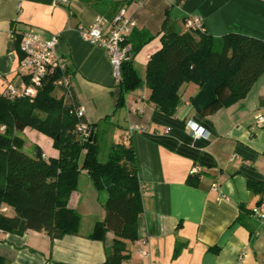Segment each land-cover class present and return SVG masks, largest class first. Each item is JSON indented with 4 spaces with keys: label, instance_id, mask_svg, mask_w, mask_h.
<instances>
[{
    "label": "crops",
    "instance_id": "crops-1",
    "mask_svg": "<svg viewBox=\"0 0 264 264\" xmlns=\"http://www.w3.org/2000/svg\"><path fill=\"white\" fill-rule=\"evenodd\" d=\"M121 8L136 21L126 38L138 41L140 33L153 37L133 63H147L161 47L163 34L188 32L184 19L189 16H198L201 32L214 38L239 33L264 40V0H71L66 6L54 0H0V96L5 82H21L10 32L31 31L43 41L57 37L72 91L64 103L84 108V122L96 124L97 140L98 123L118 111L123 131L115 143L129 123L146 127L129 136L142 212L137 239L126 242L128 258L122 264H264V222L251 213L264 211V128L254 126L255 115H264V75L244 98L203 113L190 102L198 91L194 83L180 86V104L171 116L148 101L145 85L127 93L122 109L116 108L118 82L109 58L81 37L78 26L87 27L99 16L109 19ZM193 127L203 131L201 137L194 136ZM41 154L47 159L58 152L51 148ZM195 167L199 171L191 175ZM78 174L67 201L80 217L78 233L52 240L42 231L21 236L2 232L5 264H103L113 236L89 235L103 220L106 193L95 191L86 171ZM189 177L195 178V187L187 183ZM248 182L261 183V193L249 191Z\"/></svg>",
    "mask_w": 264,
    "mask_h": 264
},
{
    "label": "trees",
    "instance_id": "trees-1",
    "mask_svg": "<svg viewBox=\"0 0 264 264\" xmlns=\"http://www.w3.org/2000/svg\"><path fill=\"white\" fill-rule=\"evenodd\" d=\"M152 38L143 33L137 35L138 41L126 38L130 59L119 68L116 108L123 105L128 92L145 85L150 89L148 101L160 113L171 116L180 104V86L194 83L198 91L190 102L197 113H203L244 98L264 75V40L239 33L214 38L209 33L188 31L163 34L161 47L149 57L141 77L134 69L133 57ZM18 41L16 36L10 50L20 61ZM58 76V72L50 75L32 101L0 96V124L5 126L0 134V231L18 236L42 231L52 240L77 234L80 217L67 201L76 190L78 173L86 171L95 191L106 193L103 220L95 224L89 237L111 233L103 264H122L128 258L126 242L137 239V219L142 212L133 146L126 136L123 142L111 145L106 161L100 162L96 124H86L84 114L75 116L70 113L71 106L55 97L54 92L60 90L54 84ZM36 110L47 117L36 115ZM80 124L92 131L90 142L82 141L77 133ZM19 127L49 135L57 157L45 159L37 147L31 155L26 154L24 139L14 132ZM187 183L196 186L194 177ZM247 188L259 194L262 184L248 182ZM3 207L12 214L2 212ZM241 218L240 213L237 221ZM0 264H5L1 258Z\"/></svg>",
    "mask_w": 264,
    "mask_h": 264
},
{
    "label": "built area",
    "instance_id": "built-area-1",
    "mask_svg": "<svg viewBox=\"0 0 264 264\" xmlns=\"http://www.w3.org/2000/svg\"><path fill=\"white\" fill-rule=\"evenodd\" d=\"M59 6H66L71 0H54ZM185 28L188 31H202V25L198 16H189L184 19ZM136 27V21L126 14V10L121 8L111 19L103 16L96 17L95 20L87 27L78 26V31L81 37L94 46H98L104 50L109 58L112 66V75L119 82V68L122 62L130 59V46L125 44L128 34ZM18 37L19 51L22 58L19 61L18 69L21 75V82L14 84L5 82L2 95L10 101L26 98L32 101L36 97V93L43 86V83L50 75L59 73L54 84L60 89L61 98L64 101L71 97L70 91V76L68 73L66 62L58 54L57 37H52L48 41H43L41 38L31 32L25 31L20 34L10 32L9 40L12 41ZM71 106L70 113L77 117L84 114L82 106ZM190 125V124H189ZM254 126L264 128V115L256 114L254 117ZM196 138L202 136L203 131L199 128H191ZM126 134L120 142L125 140L134 133H143L146 127L143 125L129 123L126 127ZM82 141L89 139L91 131L80 124L76 128ZM5 132V126L0 124V134ZM199 168H192L191 175L198 173ZM213 188H216L214 183ZM2 212H6L7 208L3 207ZM252 214L256 221L260 224L264 222V211L252 210ZM0 233H2L0 231ZM144 243V242H142Z\"/></svg>",
    "mask_w": 264,
    "mask_h": 264
},
{
    "label": "rangeland",
    "instance_id": "rangeland-1",
    "mask_svg": "<svg viewBox=\"0 0 264 264\" xmlns=\"http://www.w3.org/2000/svg\"><path fill=\"white\" fill-rule=\"evenodd\" d=\"M141 50V49H140ZM139 50V51H140ZM139 51L136 53L138 54ZM133 63V62H132ZM145 65L146 63L144 62L143 64L135 62L133 63L134 69L136 70V72L142 76L144 69H145ZM140 89V88H138ZM137 89L131 91V92H136ZM131 92H128L131 93ZM54 95L56 98H61V93L60 90H56L54 92ZM120 109H122L121 107H119ZM119 109V110H120ZM36 115L40 116V117H47V115H45L44 113L36 110L35 111ZM120 112L118 111L117 114L115 116H111L109 114V116L106 118V120H102L98 123V129H97V135H98V160L100 162H104L106 161L108 152L110 150L111 145H113L115 143V141L118 138V134L119 132L123 131L121 129V127L123 126V120H121L120 123H118V116ZM126 130H124L125 132ZM15 134L19 135L20 137L24 138V142H25V146L23 149V151L28 154L31 155V153H33L35 151V147L40 149V152H45L48 153L49 150L52 148H50V144H52L51 139L49 138V135H47L44 132L38 131V130H34L32 128L29 127H23V129H21V127L16 128L15 129ZM76 140L78 139V136L75 135ZM54 149V148H53ZM102 194V193H101Z\"/></svg>",
    "mask_w": 264,
    "mask_h": 264
},
{
    "label": "water",
    "instance_id": "water-1",
    "mask_svg": "<svg viewBox=\"0 0 264 264\" xmlns=\"http://www.w3.org/2000/svg\"><path fill=\"white\" fill-rule=\"evenodd\" d=\"M91 138H92V131L89 134V139H88L89 142L91 141Z\"/></svg>",
    "mask_w": 264,
    "mask_h": 264
}]
</instances>
